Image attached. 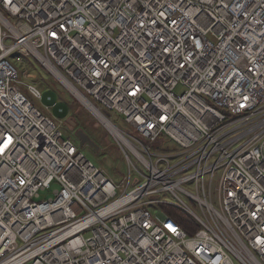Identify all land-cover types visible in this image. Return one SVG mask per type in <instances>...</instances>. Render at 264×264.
Listing matches in <instances>:
<instances>
[{"label":"built area","instance_id":"2783aa9c","mask_svg":"<svg viewBox=\"0 0 264 264\" xmlns=\"http://www.w3.org/2000/svg\"><path fill=\"white\" fill-rule=\"evenodd\" d=\"M22 59L109 122L119 179ZM0 264H264V0H0Z\"/></svg>","mask_w":264,"mask_h":264},{"label":"rangeland","instance_id":"374dc122","mask_svg":"<svg viewBox=\"0 0 264 264\" xmlns=\"http://www.w3.org/2000/svg\"><path fill=\"white\" fill-rule=\"evenodd\" d=\"M14 62V61H13ZM12 62V63H13ZM16 67H21V80L23 83L35 85L42 95V100H35L31 95L28 98L44 115L56 122H61V132L64 138H70L75 143L78 140L75 136L77 130H82L99 147L98 149L85 144L81 151L84 156L97 168L105 171L114 180L119 179L125 169L124 158L118 149L113 137L107 132L104 126L78 102L66 88L53 76H49L33 60L22 59L15 63ZM182 88L176 89V93H182ZM112 118L117 122L119 117L115 114ZM70 119L75 126L68 123ZM176 150L182 152L184 149L176 145ZM57 185H52V190ZM39 200L50 197L48 193H41ZM192 230V227L188 228Z\"/></svg>","mask_w":264,"mask_h":264},{"label":"water","instance_id":"95a60500","mask_svg":"<svg viewBox=\"0 0 264 264\" xmlns=\"http://www.w3.org/2000/svg\"><path fill=\"white\" fill-rule=\"evenodd\" d=\"M67 121L68 123H71V126H75V123H73L70 119ZM75 136L79 142L80 148H82L85 144H88L96 149L99 148L82 130H77L75 132Z\"/></svg>","mask_w":264,"mask_h":264},{"label":"trees","instance_id":"16d2710c","mask_svg":"<svg viewBox=\"0 0 264 264\" xmlns=\"http://www.w3.org/2000/svg\"><path fill=\"white\" fill-rule=\"evenodd\" d=\"M173 213H175V212H173ZM175 215H177V216H174V217L176 218V220H178V223L182 226V228L186 232L189 233V229L188 228L191 227L190 224L192 223V222H190V219L185 217V216H183L180 213H176ZM191 225H193V229H194V224H191ZM195 230H196V228H195Z\"/></svg>","mask_w":264,"mask_h":264},{"label":"bare ground","instance_id":"6f19581e","mask_svg":"<svg viewBox=\"0 0 264 264\" xmlns=\"http://www.w3.org/2000/svg\"><path fill=\"white\" fill-rule=\"evenodd\" d=\"M97 115V114H96ZM98 119L104 124L105 127L112 129L111 125L109 124V122H107L103 117H101L100 115H97Z\"/></svg>","mask_w":264,"mask_h":264}]
</instances>
